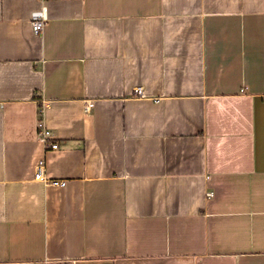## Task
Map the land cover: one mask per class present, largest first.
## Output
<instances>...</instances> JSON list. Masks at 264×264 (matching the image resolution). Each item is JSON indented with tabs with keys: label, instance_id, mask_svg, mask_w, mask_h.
Instances as JSON below:
<instances>
[{
	"label": "crops",
	"instance_id": "0c3cea01",
	"mask_svg": "<svg viewBox=\"0 0 264 264\" xmlns=\"http://www.w3.org/2000/svg\"><path fill=\"white\" fill-rule=\"evenodd\" d=\"M0 264H264V0H0Z\"/></svg>",
	"mask_w": 264,
	"mask_h": 264
},
{
	"label": "built area",
	"instance_id": "2783aa9c",
	"mask_svg": "<svg viewBox=\"0 0 264 264\" xmlns=\"http://www.w3.org/2000/svg\"><path fill=\"white\" fill-rule=\"evenodd\" d=\"M44 1V0H42ZM48 20V16H47V12H46V6L42 5L41 8L35 10L32 13L31 16V27H32V31L35 34H42L45 25L47 23ZM135 93L138 96H145L144 94V88L142 86H138L135 89ZM94 105V102H88L86 105V110H90ZM38 139L40 141H42L43 143L46 144V146L48 148H58L59 144L56 141V139L54 138V135L52 133V131L47 128L44 124L43 121L40 120L39 122V132H38ZM35 178H37L38 180H42L44 182H48V183H52V184H57V185H65L66 180L65 179H49L45 176L44 174V162L40 161L37 164V170L35 173ZM212 194V193H210Z\"/></svg>",
	"mask_w": 264,
	"mask_h": 264
}]
</instances>
